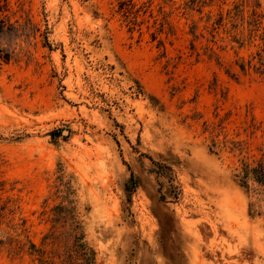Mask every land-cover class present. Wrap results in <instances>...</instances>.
<instances>
[{"label":"rangeland","instance_id":"rangeland-1","mask_svg":"<svg viewBox=\"0 0 264 264\" xmlns=\"http://www.w3.org/2000/svg\"><path fill=\"white\" fill-rule=\"evenodd\" d=\"M0 264H264V0H0Z\"/></svg>","mask_w":264,"mask_h":264},{"label":"trees","instance_id":"trees-1","mask_svg":"<svg viewBox=\"0 0 264 264\" xmlns=\"http://www.w3.org/2000/svg\"><path fill=\"white\" fill-rule=\"evenodd\" d=\"M135 180H134V176H132V182H131V185L129 186V188H131L132 186H134L135 185Z\"/></svg>","mask_w":264,"mask_h":264}]
</instances>
